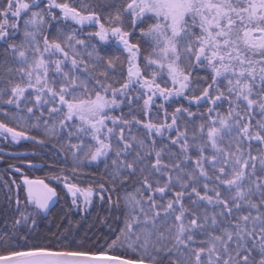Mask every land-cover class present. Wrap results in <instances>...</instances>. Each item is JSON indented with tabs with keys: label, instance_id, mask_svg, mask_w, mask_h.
<instances>
[{
	"label": "snow or ice",
	"instance_id": "1",
	"mask_svg": "<svg viewBox=\"0 0 264 264\" xmlns=\"http://www.w3.org/2000/svg\"><path fill=\"white\" fill-rule=\"evenodd\" d=\"M0 105L17 121L0 120V138L53 140L71 161L51 179L73 208L123 204L100 221L104 244L29 246L58 193L13 180L19 215L0 242L24 246L2 264H264V0H0ZM93 165L105 169L96 188L65 171Z\"/></svg>",
	"mask_w": 264,
	"mask_h": 264
},
{
	"label": "trees",
	"instance_id": "2",
	"mask_svg": "<svg viewBox=\"0 0 264 264\" xmlns=\"http://www.w3.org/2000/svg\"><path fill=\"white\" fill-rule=\"evenodd\" d=\"M135 42L139 39V31L132 38ZM97 43L100 45V48L106 49L108 55H119L122 60H124L127 56L122 50L117 52L115 46L103 45L100 44L99 41ZM142 47V55L149 52L151 49L148 44L143 43L141 44ZM102 54L104 52L102 51ZM126 68V63L125 66ZM123 69L120 68L118 65L117 67V74ZM186 103V102H185ZM142 104V101H141ZM227 106H225L226 110ZM3 110H10L6 105H0V120H3L5 123L6 118L2 115ZM133 110L135 111L136 115L142 119L146 120L147 117L145 114L138 110L136 105H133ZM173 109L169 108L171 112ZM125 114L128 113V108H124ZM119 114V111H117ZM21 115H26V113H22ZM156 115V110L152 113L154 117ZM161 119L163 118L162 112L160 113ZM32 134L36 135L38 138H43V132L34 131ZM127 131L125 135H127ZM132 134H138V126L132 129ZM47 139V138H45ZM54 143L53 140H48L45 144H38L35 142L30 141H21L19 144H16L14 148L6 146V150L14 152V153H24L27 154V158L21 159H11L6 157H1L4 160L12 161L15 163H0V173L3 175L4 179L8 182L9 187H5L4 182H0V227H3L5 218H8L13 214L15 210V199H16V185L12 184L14 178L17 184H20V181L16 178L18 177L15 173L14 175L10 173V169H12V165L20 167L22 172L30 177V178H38L44 180L49 185H54L56 190L61 195V202L58 206L52 211L51 215L48 218L40 217L37 220L38 228L36 232L33 234L31 239L29 240V246L33 243L39 244L45 247H76L79 246L80 241H89L91 243L87 244L88 247H95L96 244H104V235L108 232V229L105 225L101 224L100 221L106 218L111 217L109 219V223L115 224V217L121 215L123 212V204L121 203L120 211H117L115 207H110L109 204L105 201L101 203L98 197H95L93 200L92 206L87 210L75 211V208L71 206V199L64 193L60 186H57V180L51 179V177L58 173L61 167H65V165L70 164V160H65L63 155L58 152L57 148H53L52 144ZM19 161H27L36 164H43L44 167L40 171H32L28 168L22 167ZM3 169V170H2ZM65 171L68 172L70 177V182L76 183L82 188H87L92 186L94 188L97 187L96 181H101V177L103 176L105 169L100 166L96 167L95 165L90 166V169L85 174H77L75 177L72 175L68 168H65ZM6 172V173H5ZM10 174H9V173ZM5 173V174H4ZM11 176V177H10ZM22 176V175H21ZM53 180V181H52ZM63 184V183H62ZM137 186L136 181H130L127 188H123L121 186L117 187V191L112 193V200L115 201L119 196L122 198L125 196L126 193H133ZM22 187V185H21ZM20 199L24 200V193L23 191L20 192ZM107 195V194H106ZM11 197V200H9ZM23 208V207H21ZM19 212H14L15 218L10 221L12 225L13 221L18 217ZM4 219V220H3ZM7 223V224H6ZM5 226L9 224L6 222ZM65 229H68L65 232ZM23 232V230H22ZM78 237V239H76ZM16 243L9 245V247H17V246H24V241L20 240L19 238H15ZM7 246L0 247V253H2Z\"/></svg>",
	"mask_w": 264,
	"mask_h": 264
},
{
	"label": "flooded vegetation",
	"instance_id": "3",
	"mask_svg": "<svg viewBox=\"0 0 264 264\" xmlns=\"http://www.w3.org/2000/svg\"><path fill=\"white\" fill-rule=\"evenodd\" d=\"M16 145V144H15ZM14 143H11L10 141L9 142H1L0 141V157H6V158H11V157H9V156H6V155H3L1 152L3 151V152H6V153H12V154H14V152H11V151H8V150H6L5 148H6V146H8V147H11V148H14ZM15 154H24V153H15ZM25 155V154H24ZM28 157V155L26 154V156H22V157H20V158H11V159H21V158H27ZM0 163H15V162H12V161H7V160H4V159H2V160H0ZM17 163H19L22 167H25V168H28V169H30V170H32V171H36L37 169H31V168H29L28 167V164L29 163H31L32 164V162H27V161H19V162H17ZM43 169V168H42ZM1 170V169H0ZM3 170V169H2ZM40 170V169H39ZM10 171V173H12L13 175L16 173V172H14L13 171V168L12 169H10L9 170ZM6 173V172H5ZM4 173V174H5ZM9 173V172H8ZM9 173V174H10ZM17 174V176L18 177H16L19 181H20V183H21V185H22V178H23V176H26L23 172L21 173V174H19V173H16ZM22 175V176H21ZM0 177L1 178H3L4 179V177H3V175L0 173ZM11 177V176H10ZM28 177V176H27ZM29 179H34V180H37L38 178H30V177H28ZM14 180V178L13 177H11V180ZM39 180H41V179H39ZM4 181H6L5 179H4ZM57 184V186H60L61 187V189L64 191V193L69 197V195H68V193L65 191V189H64V185L61 183V182H57L56 183ZM57 193H58V202H57V204L54 206V208H52L51 210H50V215H51V213H52V211L58 206V204H60V202H61V195H60V193L57 191ZM22 205V204H21ZM16 206V205H15ZM21 210H22V208H21ZM14 212H18L17 211V209H16V207H15V210L13 211V214L11 215V216H9L8 218H5V220H4V222L6 223V222H9V224L7 225V226H5V223H4V225H3V227H0V234H7V235H10L9 233H8V231H9V227H11V224H10V221H12L14 218H15V216H14ZM50 215H48L47 216V218L50 216ZM7 224V223H6ZM8 245H12V243H10V244H7V245H4L2 242H0V247H3V246H8Z\"/></svg>",
	"mask_w": 264,
	"mask_h": 264
},
{
	"label": "rangeland",
	"instance_id": "4",
	"mask_svg": "<svg viewBox=\"0 0 264 264\" xmlns=\"http://www.w3.org/2000/svg\"><path fill=\"white\" fill-rule=\"evenodd\" d=\"M137 33V32H136ZM125 53V52H124ZM126 54V56H127V53H125ZM7 106V105H6ZM10 110V112H12V113H15L16 112V110L14 109V108H10L9 106H7ZM117 111H119V110H117ZM155 111V109H153V112ZM163 114V113H162ZM147 117V116H146ZM6 118V117H5ZM149 117H147V119H148ZM6 120V122L7 123H9L11 126H15L16 125V123H17V121H14V120H11V119H9V118H6L5 119ZM0 141L2 142H9V141H5V140H3L2 138H0ZM15 145V144H14ZM0 160H2V158L0 157ZM32 164H36V163H32ZM43 167H44V165L43 164H41ZM42 167V168H43ZM40 170H42V169H40ZM40 170H36V171H40ZM22 173V172H21ZM21 173H19V174H21ZM53 181V180H52ZM0 182H4V179L3 178H1L0 177ZM50 186H52V187H54V185L52 184V185H50ZM55 188V187H54ZM95 198V197H94ZM94 198H93V200H94ZM71 199V198H70ZM82 199V198H81ZM21 207H23L24 208V206L23 205H21ZM23 208H22V210H23ZM75 211L78 213V211H80V210H78V209H76L75 208ZM18 215H19V213H18ZM45 218V217H44ZM47 218V217H46ZM8 227V226H7ZM9 229V231H8V233L11 235V227H9L8 228ZM9 235V236H10ZM15 238H18V237H14L13 239L16 241V239ZM8 248H11V247H9V245L7 246ZM7 249V248H6Z\"/></svg>",
	"mask_w": 264,
	"mask_h": 264
},
{
	"label": "water",
	"instance_id": "5",
	"mask_svg": "<svg viewBox=\"0 0 264 264\" xmlns=\"http://www.w3.org/2000/svg\"><path fill=\"white\" fill-rule=\"evenodd\" d=\"M24 141H30V140H24ZM3 155H6V156H9V157H11V158H20V157H22V156H26V155H21V154H12V153H6V152H1ZM32 165H34L33 167H29V168H31V169H37V170H39V169H42V165H40V164H32ZM65 189V188H64ZM65 191L67 192V189H65ZM69 195V194H68ZM70 196V195H69ZM71 197V196H70ZM57 202H58V199H57V201L51 206V208H50V210L52 209V208H54V206L57 204ZM0 264H2V262H0Z\"/></svg>",
	"mask_w": 264,
	"mask_h": 264
}]
</instances>
